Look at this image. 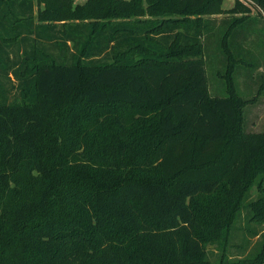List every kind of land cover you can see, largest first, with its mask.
I'll return each instance as SVG.
<instances>
[{
  "label": "trees",
  "instance_id": "16d2710c",
  "mask_svg": "<svg viewBox=\"0 0 264 264\" xmlns=\"http://www.w3.org/2000/svg\"><path fill=\"white\" fill-rule=\"evenodd\" d=\"M76 1L0 0V264H264V18Z\"/></svg>",
  "mask_w": 264,
  "mask_h": 264
},
{
  "label": "rangeland",
  "instance_id": "374dc122",
  "mask_svg": "<svg viewBox=\"0 0 264 264\" xmlns=\"http://www.w3.org/2000/svg\"><path fill=\"white\" fill-rule=\"evenodd\" d=\"M76 2L83 4L85 2V0H77ZM223 6H224V8L229 9L233 6V2L229 1V0H224ZM252 16H256V15L253 13V14H251V17ZM222 17H224V16H219V18H222ZM258 26L262 27L261 24H259ZM248 40L250 42L248 45V48L251 51V55H253V56L259 55L260 52L263 51L262 48L259 47V44H258L259 39L254 35L253 37L249 38ZM262 63L264 64L263 61H262ZM258 73L261 74V76L264 75V66L259 71H257V74ZM208 78H210V77H208ZM239 83H240V87L242 89H244L245 84L242 85L243 81H239ZM211 89L214 90L213 87H211ZM256 90H257V88H255L252 91V92H254L253 96L245 98L246 102L244 103V107L242 109L243 110L242 124H243V129L246 132L264 131V91L258 95H255ZM11 93L12 94L15 93V88L11 89ZM252 193H253V195H255V190H253ZM240 240L241 239L239 237V233H237L236 238L234 239L232 244L233 245L240 244L241 243ZM256 241H257L256 238L251 239L250 247H252ZM238 250L239 249H236L233 247H231V249H229L230 254H232V255L238 254V252L240 251V250L239 251ZM249 250H250V248H248V251ZM218 254H219V252L217 251V248H215V247H209L208 248V257H209V260L213 264L219 263V262H217Z\"/></svg>",
  "mask_w": 264,
  "mask_h": 264
},
{
  "label": "built area",
  "instance_id": "2783aa9c",
  "mask_svg": "<svg viewBox=\"0 0 264 264\" xmlns=\"http://www.w3.org/2000/svg\"><path fill=\"white\" fill-rule=\"evenodd\" d=\"M229 1H232L233 4L236 2L241 3L251 9L252 11L251 14L254 13L255 15H259L264 18V11L253 0H229Z\"/></svg>",
  "mask_w": 264,
  "mask_h": 264
}]
</instances>
